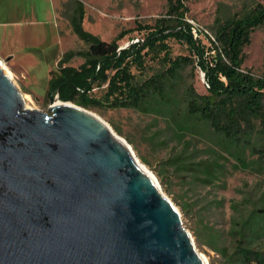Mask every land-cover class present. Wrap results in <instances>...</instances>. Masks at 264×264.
Masks as SVG:
<instances>
[{
    "label": "water",
    "instance_id": "1",
    "mask_svg": "<svg viewBox=\"0 0 264 264\" xmlns=\"http://www.w3.org/2000/svg\"><path fill=\"white\" fill-rule=\"evenodd\" d=\"M60 86L28 109L0 66V264H209L128 142L56 106Z\"/></svg>",
    "mask_w": 264,
    "mask_h": 264
},
{
    "label": "rangeland",
    "instance_id": "2",
    "mask_svg": "<svg viewBox=\"0 0 264 264\" xmlns=\"http://www.w3.org/2000/svg\"><path fill=\"white\" fill-rule=\"evenodd\" d=\"M80 1L85 13L83 28L87 32L111 42L120 32L129 31L120 42L121 48L143 40L147 31L138 29V25H153L168 9V0ZM259 3L264 4V0H187L186 21L193 34L196 30V38L201 37L206 47H211L218 21L243 16ZM56 7L64 43L63 54L57 61L55 58L60 50L57 46L47 50L42 48L43 52L27 53L29 49L18 48L17 39L13 38L11 42L14 44L7 43L1 48L5 51L9 46H15L23 51L21 54L0 53V61L4 72L11 75L22 95L30 96L25 103L28 109L48 112L49 82L52 73L56 74L60 68V59L71 51L85 52L89 47L72 29L73 0H56ZM45 29L47 34L49 29L51 39L53 25H46ZM168 45L173 59L188 57L197 61V56L185 42L172 39ZM244 55L243 69L263 75L264 25L253 32L251 44L244 48ZM163 57L164 53H150L146 58L148 69L145 72L133 68L137 80L166 71L169 64L162 60ZM84 61L85 58L77 56L65 66L79 68ZM107 86H95L91 95L103 99ZM208 87L202 69L188 64L169 82L172 109L167 114L110 106L80 107L98 115L128 142L136 157L155 175L165 194L180 210L184 225L209 264H245L235 255L237 245L246 246L237 243L240 238L235 227L254 211L264 208V164L251 154L250 149H246L244 161L240 162L220 146L212 132L203 127L197 126L191 132L178 134L171 116L185 113L191 92L207 95ZM183 151L194 163L203 166L197 175L191 170L181 171L171 162ZM251 247L264 256V239L255 240Z\"/></svg>",
    "mask_w": 264,
    "mask_h": 264
},
{
    "label": "trees",
    "instance_id": "3",
    "mask_svg": "<svg viewBox=\"0 0 264 264\" xmlns=\"http://www.w3.org/2000/svg\"><path fill=\"white\" fill-rule=\"evenodd\" d=\"M186 1L168 0L164 16L153 25H138V29L147 31L146 37L121 49L120 42L129 31L120 32L111 42L87 32L83 28V3L73 0L72 29L89 47L85 52L71 51L59 61L60 68L56 74L52 73L49 82L50 94L61 85L59 98L64 102L87 108L110 106L164 115L172 109L169 82L185 65H198L205 73L208 94L191 92L185 113L171 115L177 133L203 127L240 162L244 161L246 149H250L251 154L264 164V74L256 75L243 69L244 48L251 44L253 32L264 25V4H257L243 16L218 21L215 40L211 47H206L201 37H195L186 21ZM172 39L185 42L197 56V61L188 57L173 59L168 45ZM153 52L164 53L162 60L169 64L168 69L137 80L133 68L145 72L148 69L146 58ZM77 56L85 58L79 68L65 66ZM104 84L108 85L104 98H94L91 94L95 86ZM171 162L177 169L191 170L195 175L203 168L185 151ZM235 229L240 238L237 243L246 245L236 246L235 255L239 261L264 264L263 254L251 247L255 240L264 239V208L254 211Z\"/></svg>",
    "mask_w": 264,
    "mask_h": 264
},
{
    "label": "crops",
    "instance_id": "4",
    "mask_svg": "<svg viewBox=\"0 0 264 264\" xmlns=\"http://www.w3.org/2000/svg\"><path fill=\"white\" fill-rule=\"evenodd\" d=\"M22 1L20 3L18 0H0V53L21 54L23 52L15 46H9L6 52L1 49L7 43L14 44L11 42L14 38L17 39L18 48L29 49L27 53L43 52V49L47 50L52 46L59 47L60 50L55 58L57 61L63 54L64 43L56 10V0ZM50 24L53 25L51 39L49 29L48 34L45 31V26L49 27Z\"/></svg>",
    "mask_w": 264,
    "mask_h": 264
},
{
    "label": "bare ground",
    "instance_id": "5",
    "mask_svg": "<svg viewBox=\"0 0 264 264\" xmlns=\"http://www.w3.org/2000/svg\"><path fill=\"white\" fill-rule=\"evenodd\" d=\"M0 66L2 67V69L4 70V66H3V64H2V62L0 61ZM10 77H11V75L10 74H8ZM29 97L30 96H23V98H24V101H25V103H26V101H27V99H29ZM60 104H70V105H74L73 103H71V102H63L60 98H58L56 101H55V105L57 106V105H60ZM93 113V112H92ZM95 114V113H94ZM96 115V114H95ZM96 116H98V115H96ZM99 117V116H98ZM100 118V117H99ZM100 119H102V118H100ZM103 120V119H102ZM104 121V120H103ZM104 122H106V121H104ZM108 124V123H107ZM109 125V124H108ZM110 126V125H109ZM111 127V126H110ZM112 128V127H111ZM114 131V130H113ZM115 133V132H114ZM116 134V133H115ZM137 158V157H136ZM138 159V158H137ZM138 162L140 163V165L144 168V169H146L149 173H150V175L155 179V181L157 182V184H158V186H159V188L161 189V191H162V193H163V195L176 207V209L180 212V210L177 208V206L171 201V199L165 194V192H164V190L161 188V186H160V184H159V182H158V180H157V178L155 177V175L138 159ZM181 213V212H180ZM205 257V256H204ZM206 259V258H205ZM207 260V259H206Z\"/></svg>",
    "mask_w": 264,
    "mask_h": 264
},
{
    "label": "built area",
    "instance_id": "6",
    "mask_svg": "<svg viewBox=\"0 0 264 264\" xmlns=\"http://www.w3.org/2000/svg\"><path fill=\"white\" fill-rule=\"evenodd\" d=\"M194 34H195V37H197V32H196V30L194 29Z\"/></svg>",
    "mask_w": 264,
    "mask_h": 264
}]
</instances>
